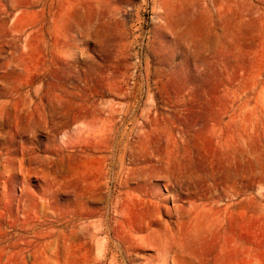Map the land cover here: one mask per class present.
Wrapping results in <instances>:
<instances>
[{"label": "rangeland", "instance_id": "1", "mask_svg": "<svg viewBox=\"0 0 264 264\" xmlns=\"http://www.w3.org/2000/svg\"><path fill=\"white\" fill-rule=\"evenodd\" d=\"M0 264H264V0H0Z\"/></svg>", "mask_w": 264, "mask_h": 264}]
</instances>
